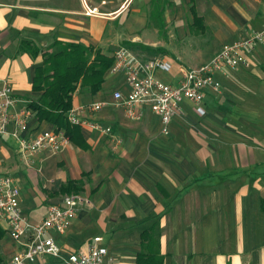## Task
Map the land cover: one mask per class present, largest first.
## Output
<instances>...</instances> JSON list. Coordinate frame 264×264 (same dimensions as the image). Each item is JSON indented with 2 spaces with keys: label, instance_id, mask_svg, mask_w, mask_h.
<instances>
[{
  "label": "crops",
  "instance_id": "obj_1",
  "mask_svg": "<svg viewBox=\"0 0 264 264\" xmlns=\"http://www.w3.org/2000/svg\"><path fill=\"white\" fill-rule=\"evenodd\" d=\"M152 1L84 0L83 9L70 0H0V86L8 81L19 99L16 108L31 111L25 135L56 128L28 107L42 93L34 91V79L55 40L101 48L134 44L144 59L172 62V72L157 74L177 85L180 66L198 67L225 43L264 29V0L161 2L163 29L151 16ZM87 7L96 13L88 14ZM28 40L40 49L37 54L24 45ZM174 45L200 48L191 58L192 51ZM247 56L250 67L215 73L219 88L207 90L205 115L183 99L182 114L166 135L149 106L135 121L110 103L118 77L108 70L97 93L78 85L73 108L112 125L113 134L80 126L62 151L38 153L27 162L12 133L1 134L0 175L17 177L20 206L32 223L69 193L91 197L93 205L81 209L63 233L47 234L63 255L101 236L115 264H141L140 258L157 253L162 264H264V40ZM94 102L105 105L88 110ZM18 250L0 223V264H11Z\"/></svg>",
  "mask_w": 264,
  "mask_h": 264
},
{
  "label": "built area",
  "instance_id": "obj_2",
  "mask_svg": "<svg viewBox=\"0 0 264 264\" xmlns=\"http://www.w3.org/2000/svg\"><path fill=\"white\" fill-rule=\"evenodd\" d=\"M88 8V14L96 9ZM264 40V29L249 37L225 43L207 62L198 67L180 66L181 77L177 85L164 81L158 70L172 72L173 63L163 57L142 58L129 46H120L113 53L114 62L110 72L118 77L110 102L116 108H122L131 120L142 118V109L149 106L160 117L161 133L168 134L174 118L182 114L181 102L188 99L199 115H205L204 98L209 88L218 89L215 73L226 67L248 68L251 61L247 49ZM19 99L13 95L12 86L4 81L0 86V135L11 132L19 142L21 158L27 162L38 153L54 155L62 151L69 143V137L63 129H48L34 136L25 135L31 111L28 108H16ZM103 102H94L87 106L90 111H99ZM86 109L72 108L67 113L70 123L89 126L104 135L113 134L112 125L86 118ZM11 125L14 126L10 129ZM20 187L17 177L0 175V223L7 226L12 240L19 246L13 255L11 264H115L107 257L108 249L101 236H95L86 249L63 255L60 245L49 237V231L63 233L71 220L83 208L93 205L91 197L84 192L69 193L60 203L50 204L46 216L38 223H32L20 206Z\"/></svg>",
  "mask_w": 264,
  "mask_h": 264
},
{
  "label": "trees",
  "instance_id": "obj_3",
  "mask_svg": "<svg viewBox=\"0 0 264 264\" xmlns=\"http://www.w3.org/2000/svg\"><path fill=\"white\" fill-rule=\"evenodd\" d=\"M152 6L151 16L163 29L161 1L153 0ZM24 45L33 55L40 50L30 40ZM113 62V55L104 53L101 47L55 40L44 52L43 65L37 68L34 79V91L42 93L32 99L28 107L35 112L37 120L54 124L57 129H63L70 139L76 140L80 126L70 123L67 117L68 111L73 108V94L79 84L89 86L92 93L100 91ZM139 260L141 264H162L158 253Z\"/></svg>",
  "mask_w": 264,
  "mask_h": 264
},
{
  "label": "rangeland",
  "instance_id": "obj_4",
  "mask_svg": "<svg viewBox=\"0 0 264 264\" xmlns=\"http://www.w3.org/2000/svg\"><path fill=\"white\" fill-rule=\"evenodd\" d=\"M159 1H161L162 2V4H166V1H168V0H159ZM182 1V3H183V0H181ZM70 3L72 4L71 6L73 7V5H74V8H76V7H78V8H83L84 9V0H70ZM79 5H80V7H79ZM151 9H152V7H151ZM103 25L104 24H101L100 26L101 27H103ZM88 26V25H87ZM105 30H107V32L109 31V29H105ZM124 32V31H123ZM148 32V31H147ZM146 33V32H145ZM144 33V34H145ZM171 33H172V35L173 34H176V35H180L181 34V32H179V31H174V30H171ZM143 34V35H144ZM148 34V33H147ZM120 46H129L130 48H132L133 50H134V48H136V49H139V47L138 46H136V45H132V44H128V43H121V44H110V45H106V46H104L102 49L104 50V53H106V54H108V55H113V53L115 52V50L117 49V48H119ZM98 47V46H97ZM134 47V48H133ZM171 48H179L180 50H183V51H185L186 53H189L190 51H192L190 54H188L189 55V57H191V58H194V53L195 52H198L199 50V46H188V47H186V48H182V47H180V46H171ZM214 50L213 51H217V50H219V48H220V46H217V47H212ZM210 49V48H209ZM211 53V52H210ZM213 54V53H212ZM212 54H210L211 56H212ZM203 63V62H202ZM202 63H200L201 65H202ZM190 64H192V63H190ZM199 64V65H200ZM204 64V63H203ZM199 65H196V66H199ZM164 76V75H163ZM80 85V84H79Z\"/></svg>",
  "mask_w": 264,
  "mask_h": 264
}]
</instances>
